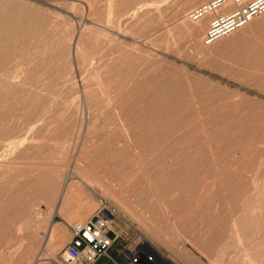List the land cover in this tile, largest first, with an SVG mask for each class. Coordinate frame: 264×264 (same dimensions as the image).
Wrapping results in <instances>:
<instances>
[{
  "label": "rangeland",
  "instance_id": "obj_1",
  "mask_svg": "<svg viewBox=\"0 0 264 264\" xmlns=\"http://www.w3.org/2000/svg\"><path fill=\"white\" fill-rule=\"evenodd\" d=\"M16 1L28 11L0 16L16 28L0 30V264H63L69 226L98 210L117 263L133 243L172 264H263L264 14L205 44L208 19L186 14L208 0Z\"/></svg>",
  "mask_w": 264,
  "mask_h": 264
},
{
  "label": "built area",
  "instance_id": "obj_2",
  "mask_svg": "<svg viewBox=\"0 0 264 264\" xmlns=\"http://www.w3.org/2000/svg\"><path fill=\"white\" fill-rule=\"evenodd\" d=\"M229 4L235 8L228 13L215 14L210 20L203 35L205 44L244 27L255 17L264 14V0H208L191 9L187 16L189 20L197 21ZM110 226V215L102 210L96 211L85 221L71 224L69 240L62 249L63 264H98L102 257H108L113 243ZM120 252L124 257L123 264H172L162 261L142 244H124Z\"/></svg>",
  "mask_w": 264,
  "mask_h": 264
},
{
  "label": "bare ground",
  "instance_id": "obj_3",
  "mask_svg": "<svg viewBox=\"0 0 264 264\" xmlns=\"http://www.w3.org/2000/svg\"><path fill=\"white\" fill-rule=\"evenodd\" d=\"M22 1H23V0H22ZM14 2H17V3H19V4L13 3V1H11V0H0V16H1V17H2V15L5 16L7 13H11V15H12V13L15 12V9H17L16 7H18V9L20 10L21 6H22V7L24 6L23 2L20 3V2H18V1H16V0H15ZM24 2H25V1H24ZM25 4H27V2H25ZM200 4H201V3H200ZM30 7H31V10H32V9L34 10V11L32 10L33 12L36 11L35 8H32L33 6H30ZM23 8H24L23 11H21V10H20V11L25 13L24 10L26 9V7H23ZM234 8H235V6H232V5L229 4V6H227V7H223V8L218 9L215 13H207L204 17H202L201 19H199V20H197V21H191V20H189L187 14H186V19H187L188 21H190V23H197V22L202 21V20H204V19H206V21H207V19H208V24H209V22H210L209 20H211V19L213 18V16H215V14H224V13H228V12H230V11H231L232 9H234ZM18 9L16 10L17 12H18ZM137 9H139V8L137 7ZM31 10L29 9V11H31ZM20 11H19V13H20ZM26 11H28V10L26 9ZM134 11H135V10H134ZM136 11H137V10H136ZM17 12H15V13H17ZM188 12H189V11H188ZM19 13H18V14H19ZM36 13H38V12L36 11ZM20 14L23 15V13H20ZM32 14L34 15L35 13H32ZM134 14H135V13H134ZM14 15H15V14H14ZM16 15H17V14H16ZM16 15H15V16H16ZM24 15H25L27 18H29V15H30V14L26 12V14H24ZM33 15H32V17H33ZM15 16H13V17H15ZM18 16H19V15H18ZM18 16H16V18H18ZM20 16H21V15H20ZM7 17H8V16H7ZM7 17H6V18H7ZM13 17H12L11 20L14 21V18H13ZM9 18H10V17H8V19H9ZM24 18H25V17H23V18H21V19L24 20ZM27 18H26V19H27ZM42 18H43V17H41V18H39V20H38V19H37V20H38V21H41ZM8 19H7V20H8ZM1 20H2V19H1ZM1 20H0V30H1V32H2L1 26H2L3 30H5V31H6V30L9 31L10 27H11V29L13 28L12 25H10V24H9V25H6L4 22H2V21H5V20H2V21H1ZM11 20H10V21H11ZM17 20H18V19H17ZM23 20H22V21H23ZM37 20H36V21H37ZM43 20H44V18H43ZM10 21L8 20L7 22L9 23ZM15 21H16V19H15ZM36 21H35V23L38 22V21H37V22H36ZM183 21H184V20H183ZM19 22H20V20H19ZM19 22H17V21L14 22V23H16L15 26H17V25L19 24ZM23 22H24V21H23ZM42 22H44V21H42ZM12 23H13V22H12ZM12 23H11V24H12ZM17 23H18V24H17ZM20 23H22V22H20ZM26 23H27V21H26ZM26 23H25V24H26ZM38 23H40V22H38ZM249 23H250V22H249ZM27 24H28V23H27ZM29 24H30V23H29ZM256 24H257V23H256ZM22 25L24 26V23H22ZM30 25H31V24H30ZM30 25H28V26H30ZM41 25H42V24H41ZM19 26H20V25H18L17 27L19 28ZM36 26H37V27H41L40 25H39V26L36 25ZM21 27H22V26H21ZM21 27H20V28H21ZM37 27H36V28H37ZM43 27H44V25H43ZM43 27H42V28H43ZM187 27H188V26H187ZM14 28H15V27H14ZM14 28H13V29H14ZM18 28H17V30H18ZM36 28H35V30H36ZM13 29H12V31H13ZM15 29H16V28H15ZM21 29H22V28H21ZM33 29H34V28L32 27V29H30V30L34 31ZM37 29H38V28H37ZM196 29H198V27H197ZM19 30H20V29H19ZM22 30H23V29H22ZM28 30H29V29H28ZM30 30H29V31H30ZM39 30H40V29H39ZM12 31H11V32H12ZM20 31H21V30H20ZM20 31H18V32H19V34H18V32L14 30V33H16V32H17V33H16V34L13 33L14 35L12 34V35H13V36H12L13 38H11V39H12V40L15 39L16 36H18L17 38H19V37H20V36H19V35H20ZM24 31L27 32V30H26L25 28H24ZM32 31H30L31 35H33L34 32H36V31H34V32H32ZM186 31H187L190 35H195V36H196V35H197V32L199 31V29H198V31H197V30L191 29L190 26H189L188 28H186ZM3 32H4V31H3ZM26 32H25V34L28 33V32H27V33H26ZM7 33H8V32H7ZM21 33H22V31H21ZM201 33H202V32H201ZM203 33H205V30L203 31ZM203 33H202V34H203ZM17 34H18V35H17ZM22 34H23V33H22ZM4 35H5V34H4ZM8 35H9V33H8ZM27 35H29V34H27ZM1 36L3 37V34L1 35V33H0V38H2ZM14 36H15V38H14ZM21 36H23V35H21ZM23 37H25V36H23ZM32 37H34V35H33ZM4 38L8 39V38H7V35H6V37H4ZM26 38H27V36H26ZM30 38H31V37H30ZM6 39H5V41H7ZM28 39H29V38H28ZM1 40H2V39H1ZM12 40H11V41H12ZM15 40H16L15 43L17 44L18 41H17V39H15ZM201 40H203V38H202ZM2 41H3V43L5 42L4 39H3ZM2 41H1V43H2ZM25 42H27V46H28V44H30V42L28 43V41H25ZM12 43H13V42H12ZM12 43H10V44H12ZM6 44H8V45H7V48H4V49H7L8 51H9V49L11 48V46H12V48H13V46L15 45V44H12V45L10 46V44L7 43V42H6ZM4 45H5V43L3 44V46H4ZM20 45H21V44H20ZM1 46H2V45H1ZM3 46H2V47H3ZM9 46H10V47H9ZM15 46H16V45H15ZM5 47H6V45H5ZM8 47H9V48H8ZM18 47H19V46H18ZM20 47H21V46H20ZM12 48H11V49H12ZM0 50L2 51L3 48H2V49L0 48ZM1 57H2V56H1ZM4 58L7 60L8 57L5 56ZM9 58H10V57H9ZM5 59H4V60H5ZM7 61H8V60H7ZM7 61H6V62H7ZM4 62H5V61H4ZM4 62H3V64H4ZM9 62H10V61H8L7 63H9ZM14 62H15V61H12V58H11V62H10L9 64H11V63H12V64H15ZM1 63H2V62H1ZM16 63H20V62H19V61H18V62L16 61ZM4 65H5V64H4ZM7 65H8V64H7ZM2 67H3V66H2ZM3 68H4V67H3ZM4 69H5V68H4ZM4 69H3V70H4ZM3 70H0V71L2 72ZM6 71H7V70H6ZM6 71L4 70V74L7 73ZM31 71H32V70H31ZM5 72H6V73H5ZM9 73H10V72H9ZM12 73H13V72H12ZM12 73H10V74H11L12 76L16 77V76L13 75ZM4 74L1 73L0 75L4 76ZM5 76H7V75H5ZM9 78H10V77H9ZM128 106H129V105H128ZM129 107H130V106H129ZM13 142H14V141H13ZM19 142H20V143L22 142L21 139L19 140ZM8 143H10V142H8ZM20 143H19V144H20ZM19 144H18V145H19ZM21 144H22V143H21ZM12 145H14V144H12ZM12 145H10V146H12ZM15 145H16V144H15ZM8 146H9V145H8ZM10 146H9V147H10ZM16 146H17V145H16ZM19 146H20V145H19ZM9 147H8V148H9ZM13 148H15V147L13 146ZM2 161H3V160L0 161V168H1L2 166H3L4 168H6L4 165L7 164L8 162H7V163H1ZM4 161H5V160H4ZM37 165H38V164H31V165H30V166H31L30 168L37 167ZM8 166H9V165H7V167H8ZM12 166H14L13 163H12ZM16 166H18V165L16 164ZM24 166H27V165L25 164ZM28 166H29V165H28ZM10 167H11V165H10ZM22 167H23V165L21 166V168H22ZM19 168H20V167H19ZM7 172H8V171H7ZM11 172H12V171H11ZM28 172H29V171H28ZM8 173H9V172H8ZM10 174H11V173H10ZM79 178H80V175H79ZM82 179H83V178H82ZM85 182L88 183V185L90 184V182H87V181H85ZM85 182H84V183H85ZM93 187H94V192H95V193L98 195V197H100L101 199H103V198L101 197V195L105 194V193L102 194L101 192L105 191L106 193H108L107 190H103L102 186H101L98 182H96V183H95V186H93ZM18 189H19V188H18ZM4 190H5V191L7 190V186H5V187H0V191H4ZM19 190H20V189H19ZM17 191H18V190H17ZM19 193H20V191H19ZM103 196H104V195H103ZM16 205H17L16 207H18V204H16ZM240 208H241V207H240ZM242 208H243V207H242ZM15 209H16V208H15ZM17 211H18V209H17ZM243 211H244V210H243ZM111 212H114V211H111ZM240 212L242 213V211H239V214H240V215H243V214H241ZM244 212H246V211H244ZM243 217H244V216H243ZM243 217L241 216V218H243ZM238 218H239V217H238ZM241 218H239L238 220L241 221L242 224H244V223H243L244 220L242 221ZM234 219H236V218L234 217ZM234 219H232V220H234ZM238 220H236V221H238ZM245 221H246V220H245ZM140 223H141V222H140ZM145 223H146V222H145ZM145 223H144V224H145ZM246 223H250V222L247 221ZM251 223H253V222L251 221ZM147 224H148V223H147ZM147 224H145V228H147V229H148V232H149V228H150V227H149V228L146 227ZM232 224H233V223H232ZM149 225H150V224H148L147 226H149ZM151 225H152V224H151ZM232 226H233V225H232ZM234 226H235V225H234ZM245 226H246V225H245ZM247 226H249V225H247ZM247 226H246V227H247ZM253 226H254V225H253ZM151 227H153V226H151ZM246 227H245V228H246ZM28 228H29V226L26 227V229H28ZM143 228H144V227H143ZM237 228H238V227H237ZM257 228H258V227H257ZM150 229H151V228H150ZM154 229H155V228H154ZM234 229L236 230V227H233L232 230H234ZM253 229H254V227H253ZM258 229H259V228H258ZM152 230H153V229H152ZM263 230H264V229H263ZM150 231H151V230H150ZM236 231H237V230H236ZM249 231H252V228H251V230H249ZM257 231H258V230H257ZM151 232L154 233L155 231H151ZM234 232H235V231H234ZM254 232H255V230H254ZM235 233H236V232H235ZM258 234H259V233H258ZM263 234H264V233H263ZM154 235H155V234H154ZM237 235H238V233H237ZM235 236H236V235H235ZM248 236H249V234H248ZM252 236H253V235H252ZM258 236H259V235H258ZM263 236H264V235L259 236V243H261V241H260V237H263ZM144 238H145V237H144ZM154 238H155V237H154ZM157 238L160 239V240L162 239L163 242H164V240H165V239H163V237H160V238L157 237ZM236 238H238V237L236 236ZM249 238H250V237H249ZM253 238H254V237H253ZM263 238H264V237H263ZM263 238H262V239H263ZM146 239H147V238H146ZM246 239H247V237H246ZM250 239H251V238H250ZM257 239H258V238H257ZM257 239H256V241H257ZM236 240H237V239H236ZM239 241H240V240L238 239V243H239ZM245 241H246V240H245ZM245 241H244V242H245ZM59 242H60V239L57 240V239L54 238V237H49V235H48V238L45 239V241H44V246H43L45 252H44L43 254L47 255V256L49 257V258H48L49 260L54 261V260H53V259H54L53 254H54L55 250L57 249V247L59 246ZM165 242H166V241H165ZM165 242H164V244H165ZM248 242H249V241H248ZM251 242H252V241H251ZM251 242H250V243H251ZM253 242H254V241H253ZM246 243H247V242H246ZM263 243H264V242H263ZM164 244H163V245H164ZM167 245H168V243H167ZM242 245L246 247V244L244 245V243H243ZM257 245H258V244H257ZM249 246H250V245H249ZM259 246H260V244H259ZM262 246H263V244H262ZM240 247H241V246H240ZM247 247H248V246H247ZM254 247H256V245H255ZM254 247H253V248H254ZM168 248H169V247H168ZM257 248L260 250L261 246H260V248H259V247H257ZM257 248H255V250H256ZM244 249L246 250V248H244ZM244 249L242 248L243 251H244ZM248 249H249V247H248ZM250 249H251V248H250ZM252 250H253V249H252ZM259 250H258L257 252L260 253ZM156 251H158V250L156 249ZM169 251H170V250H169ZM171 252H172V251H171ZM245 252H246V251H245ZM253 252H255V251L253 250ZM253 252H252V254H253ZM261 252H262V250H261ZM255 254H256V253H255ZM255 254H254V256H257V255H258V253H257L256 255H255ZM245 255H246V254H245ZM172 256H173V255H172ZM174 256H175V255H174ZM262 256H263V254H262ZM166 258H167V259H170L171 257L169 258V257L166 256ZM48 259H47V260H48ZM171 259H172V258H171ZM171 259H170V260H171ZM263 260H264V259H263ZM171 261L175 262L174 260H171ZM37 262H38V261H37ZM248 262H250V261H248ZM248 262L245 263V264H252L251 262H250V263H248ZM185 263H186V262H185ZM188 263H190V262H188ZM175 264H177V262H175ZM178 264H179V263H178ZM254 264H255V263H254ZM256 264H257V263H256ZM261 264H262V263H261ZM263 264H264V263H263Z\"/></svg>",
  "mask_w": 264,
  "mask_h": 264
},
{
  "label": "crops",
  "instance_id": "obj_4",
  "mask_svg": "<svg viewBox=\"0 0 264 264\" xmlns=\"http://www.w3.org/2000/svg\"><path fill=\"white\" fill-rule=\"evenodd\" d=\"M69 226V225H68ZM112 232V231H111ZM111 237V235H110ZM113 239V241H115L116 237H111ZM67 243V242H66ZM65 243V244H66ZM64 247V246H63ZM110 250V249H109ZM112 259H110V258ZM124 262H121V263H117L109 254V251H108V257H102L99 261H98V264H123Z\"/></svg>",
  "mask_w": 264,
  "mask_h": 264
}]
</instances>
